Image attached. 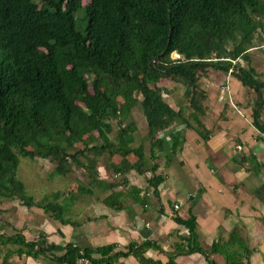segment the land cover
<instances>
[{
  "label": "trees",
  "instance_id": "obj_1",
  "mask_svg": "<svg viewBox=\"0 0 264 264\" xmlns=\"http://www.w3.org/2000/svg\"><path fill=\"white\" fill-rule=\"evenodd\" d=\"M263 44L264 0H0V198L37 207L75 232L82 221L77 213L71 218L72 207L78 195H93L94 188L108 193L96 201L115 210L128 191L148 206L162 179L153 149H161L166 136L176 148L173 126L188 125L185 111L202 108L205 95L197 83L207 68L231 74L252 92V123L264 134V79L248 53ZM175 52L180 58L172 57ZM236 58L250 65L233 64ZM168 82L185 87L187 104L177 100L173 107ZM136 106L145 118L149 157L145 144L134 145L136 124H122ZM20 156L53 163L50 177H66L77 166L87 175L86 186L74 182L70 190L36 202L17 178ZM131 171L152 191L129 185ZM176 216L189 233L187 251H203L194 216ZM16 227L0 232V245L16 247L8 255H42L61 264H116L120 254L146 264L141 248L152 246L132 243L126 252H114L112 244H55L42 231ZM242 243L234 229L229 242L210 251ZM230 251L226 264H237L238 252ZM165 264H172L171 257Z\"/></svg>",
  "mask_w": 264,
  "mask_h": 264
},
{
  "label": "crops",
  "instance_id": "obj_2",
  "mask_svg": "<svg viewBox=\"0 0 264 264\" xmlns=\"http://www.w3.org/2000/svg\"><path fill=\"white\" fill-rule=\"evenodd\" d=\"M221 73L224 76L219 78L221 81L202 77L201 89L205 95L202 108L185 111L188 125L174 126L178 131L176 148L172 147L169 136L165 137L159 150L162 159L158 156L162 179L148 206L134 201L132 191H128L119 210L97 201L94 214L79 224L76 232L70 223L60 225L59 221L47 218L37 219L31 226L27 222L32 219L25 218L16 225L24 230L42 231L49 243L72 241L93 248L112 244L114 252H126L130 244L148 241L152 246L141 248L142 255L148 258L146 264H165L170 257L172 264H210L211 261L226 264V254L234 255L232 249L239 254V261L234 256L237 264H264V134L252 123L249 107L252 102L249 92H252L231 74ZM257 74L260 75L259 71ZM178 93L182 97L183 90L179 88L174 94ZM177 106L174 102L173 107ZM104 170L105 166L101 165L100 176ZM129 174V185L140 187L141 192L148 190L143 176L134 173L131 178ZM107 194L104 189L101 198ZM175 203L179 204L176 209ZM176 215L181 219L194 216L197 243L203 251H187L189 233L183 224L175 221ZM234 229L239 232L243 247L210 251L215 243L229 242ZM245 248L251 252L247 254ZM6 252L0 251V258L9 259L4 264H61L47 256L7 257ZM140 261L141 258L132 254H120L116 264H144Z\"/></svg>",
  "mask_w": 264,
  "mask_h": 264
},
{
  "label": "rangeland",
  "instance_id": "obj_3",
  "mask_svg": "<svg viewBox=\"0 0 264 264\" xmlns=\"http://www.w3.org/2000/svg\"><path fill=\"white\" fill-rule=\"evenodd\" d=\"M263 48H264V44H263ZM263 48L252 49L248 53L250 54V57H251L250 64L255 67L256 71H259L260 75L264 79V49ZM174 54L175 53H173V55ZM250 64L243 61L240 65L246 67ZM221 76H223L221 72L207 68L206 73H203V72L199 73L198 75L199 82L197 84H199V88L201 89V87L204 86L202 77H205L211 81L213 80L221 81L219 79ZM167 84H169L168 87L170 89L172 88L174 89V93H177L179 88H181L182 90L185 89V87L181 86L180 84H179L180 85L179 87L177 85V82H168ZM201 90L204 91V89H201ZM174 96L175 97H170L173 99V102H176L177 100H181L185 104H187V102L184 101V99L180 96V93H178V95L174 94ZM251 98H253V95L251 96ZM178 105L180 104L178 103ZM129 122H133L137 126V130L134 133V138H135L134 145L139 144V143L145 144L146 155H148V152L150 151V149L148 148L149 143L148 141H146L147 139L145 138L146 123H145V118L139 106L134 107L133 110L129 113V115L125 116L122 124H127ZM113 128H114L113 132L109 135L111 136V138L115 137V134H116L115 130L117 129L116 124L113 125ZM173 128L175 127L173 126ZM168 133L169 132L166 131L164 133H161L160 136H164V135L166 136ZM159 150H160L159 147L153 149L152 154L154 157L152 158V160L158 159V156L161 157V152H159ZM70 151L72 150L70 149ZM54 166L55 165L53 163L47 161L46 159L42 161L40 159H29L28 157L20 156L19 164H18L17 172H16L17 178L23 182L26 193L28 195L33 196L36 202H39L40 200H42V198H51L50 195L53 191L60 193L62 189H65V188L69 189L71 186H73L72 183L74 182H79V183L81 182L86 186L87 175L79 167L77 166L73 167L72 165L73 167L72 173L67 175L66 177L59 176L56 174L53 177H50L49 173L53 170ZM132 174L134 173L130 172L129 176L131 177ZM98 190L99 189L94 188L93 195H90V194L89 195L87 194L78 195L79 198L72 207V210L74 212L70 214L71 218H74L76 216L75 213H77V216L75 218L83 222L86 220V218L94 214V211L97 208L95 206V204H97L96 196L97 195L101 196V193L97 192ZM105 208L106 207L103 206V210ZM30 211L32 213H30ZM25 218L32 219L30 220L31 222L30 221L27 222L30 226L32 225L33 222H37V219L47 218L49 220L48 216L43 215L41 210L38 209L37 207L29 209L26 206L22 205L18 199L8 200V199L0 198V222H2L4 219H5L4 221H6L5 222L6 227L3 226L1 223L2 227H0V232H5L6 230H10L9 227L12 228L13 225H16L19 221H23ZM39 221H42V220H39ZM16 228L21 229L20 227H16ZM11 249H13L11 246L0 245V251L2 250L8 251ZM5 254H7V252ZM9 256L10 254L7 257ZM6 260L8 261L9 259H6ZM2 261H4V259L0 258V264H3ZM6 264H9V263L7 262Z\"/></svg>",
  "mask_w": 264,
  "mask_h": 264
},
{
  "label": "built area",
  "instance_id": "obj_4",
  "mask_svg": "<svg viewBox=\"0 0 264 264\" xmlns=\"http://www.w3.org/2000/svg\"><path fill=\"white\" fill-rule=\"evenodd\" d=\"M172 57L173 58H180V55L175 52L174 55L172 54ZM231 61H232L233 64H238V63H242L243 62L241 58H236L235 60H231ZM178 205L179 204H175L174 205V209L178 208Z\"/></svg>",
  "mask_w": 264,
  "mask_h": 264
},
{
  "label": "clouds",
  "instance_id": "obj_5",
  "mask_svg": "<svg viewBox=\"0 0 264 264\" xmlns=\"http://www.w3.org/2000/svg\"><path fill=\"white\" fill-rule=\"evenodd\" d=\"M243 61V60H242ZM238 64H241V63H238Z\"/></svg>",
  "mask_w": 264,
  "mask_h": 264
}]
</instances>
